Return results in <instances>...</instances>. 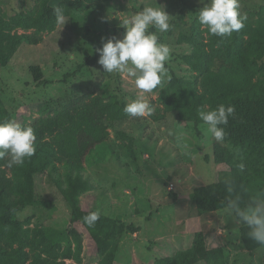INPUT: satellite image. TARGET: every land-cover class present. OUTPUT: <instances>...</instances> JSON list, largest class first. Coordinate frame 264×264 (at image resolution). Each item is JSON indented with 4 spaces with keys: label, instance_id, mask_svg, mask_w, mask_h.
Instances as JSON below:
<instances>
[{
    "label": "rangeland",
    "instance_id": "374dc122",
    "mask_svg": "<svg viewBox=\"0 0 264 264\" xmlns=\"http://www.w3.org/2000/svg\"><path fill=\"white\" fill-rule=\"evenodd\" d=\"M39 1L0 0V9L9 20L20 12H34ZM64 1L48 0V4L57 6ZM239 5L251 32L244 34L242 45L236 49L238 67L246 40H251L264 24V0H239ZM72 6L65 24L56 23L52 30L43 32L40 43L22 42L9 53L7 65L0 66V99L21 124L30 123L46 107L56 108L85 93L98 98L100 108L106 102L120 101L112 103L121 108L124 119L112 125V139L86 155L82 176L89 189L78 195L84 210L138 226L135 233L123 231L112 237L110 244L116 245L112 264H169L163 259L175 262L179 252L198 244L209 253L215 252L224 264H264V245L251 249L245 246L242 228L249 232L246 226L229 218L224 208L200 212L189 202L195 188L210 189L218 181L240 186L238 194L245 198L264 192L263 178L253 182L261 185L260 189L245 181L263 165L260 162L264 156L225 140L216 142L207 133V125L195 123L188 114L181 118L167 112L153 121L150 115L130 117L123 111L126 104L142 95L152 108L151 114L157 113L161 101H170V90H165L170 81L178 78L183 83L191 82L210 58L211 70L228 67L226 54L235 57L233 45H227L230 36H212L201 27L197 20L203 7L200 0H88L84 4L75 1ZM147 6L164 8L170 15L167 32L159 33L154 28L149 31L156 32L171 53L161 85L142 94L135 87L134 77L104 72L97 63L96 49L102 47V37L122 38V22ZM33 30L17 27L10 33L30 34ZM249 67L251 72L254 70L252 81L264 87V56ZM70 117L75 128L98 121V113L87 104ZM108 118L112 119L109 113L104 116ZM216 148L223 150V159L215 158ZM241 162L245 165L243 171L237 167ZM67 173L66 167L58 165L52 174L44 171L35 175L33 198L36 203L52 205L20 211L17 219L24 227L63 230L70 226V209L57 184H64ZM75 228L82 235L81 264L98 262L101 255L95 231L83 221L75 223ZM252 243L257 244L254 240ZM65 248L63 241L59 253ZM58 260L77 264L73 254ZM196 264L207 263L201 259Z\"/></svg>",
    "mask_w": 264,
    "mask_h": 264
},
{
    "label": "trees",
    "instance_id": "16d2710c",
    "mask_svg": "<svg viewBox=\"0 0 264 264\" xmlns=\"http://www.w3.org/2000/svg\"><path fill=\"white\" fill-rule=\"evenodd\" d=\"M75 1L84 4L88 0H67L57 6L49 5L48 0H40L34 12H20L9 20L4 18L0 9V66L7 65L9 53L20 43H40L42 33L52 30L57 23L54 10L60 7L67 16L73 9L72 3ZM17 27L34 28V30L30 34L14 33L12 35L11 30ZM260 27L262 29L257 30L251 40H246L239 67L236 49L239 44L242 45L244 34L251 32L245 23L241 30L233 32L229 37L230 43L227 45H233L235 57L226 54V57L230 59L228 67L213 71L210 58L209 62L206 61L199 67V77H195L191 82L183 83L178 78H173L165 89L170 90V101L168 103L161 101L162 108H157V113L150 114L151 119L159 120L164 113L168 112L175 113L181 118L188 114L190 119L198 123L201 121L198 117L199 109L206 106L211 109L220 104L234 105V115L229 117L228 124L223 126L227 133L225 141L239 148L247 147L251 152H257L258 157H263L264 87L259 82L252 81L254 70L251 72L249 67L251 62L256 65L257 61L264 56V24ZM4 49L8 52H4ZM36 76L39 77L40 73ZM112 102L120 103L119 100ZM112 102H106L100 108L98 98L85 93L71 98L56 108L46 107L30 123L23 124L34 129L36 151L31 158H26L22 166H9L8 157L0 159V264H66L58 259L60 256L68 257L71 254L77 264H81L82 235L75 228V223L84 222L83 218L93 212L84 210L78 198L80 193L89 189L88 181L82 176L83 163L91 149L110 140L111 129L114 128L112 125L124 119L121 108L116 107ZM85 104L96 110L98 121L85 127L75 128V122L70 116ZM107 113L112 119H104ZM9 119L16 120V116L4 107L0 99V121ZM223 154L220 148L215 149V158L223 159ZM261 164L263 165L255 170V175H247L246 182L252 184L258 179H264V161L260 162ZM58 165L66 167L68 171L64 184L59 181L57 184L70 209V226L63 230L24 227V223L17 219L20 211L36 205L45 207L52 205L39 201L36 203L37 200L33 198L35 175L44 171L52 174ZM260 186L253 183V187L257 189H260ZM232 187L233 193L227 191L224 181L215 182L210 189L197 187L192 191L189 202L200 212L222 209L226 200L239 195L240 186ZM239 196L242 206L251 199L243 195ZM91 227L97 235L95 241L101 258L98 262L88 264H112L116 249V245L110 244L112 237L123 231L132 233L138 231V226L134 224L125 225L116 218L102 214ZM246 232L248 231L243 227L242 238L245 246L251 249L259 245L253 244V240ZM63 241L66 242V248L59 253L58 248L60 249ZM215 255V252L209 253L198 244L179 252L175 262L169 258L163 259V262L196 264L203 259L207 264H224L222 259H218Z\"/></svg>",
    "mask_w": 264,
    "mask_h": 264
},
{
    "label": "clouds",
    "instance_id": "9594fccd",
    "mask_svg": "<svg viewBox=\"0 0 264 264\" xmlns=\"http://www.w3.org/2000/svg\"><path fill=\"white\" fill-rule=\"evenodd\" d=\"M197 20L202 28L212 36H231L244 27L246 16L240 12L239 0H200ZM57 23L65 24L67 19L62 8L55 10ZM170 15L164 8L147 6L141 12L122 22L125 33L122 38L115 36L102 37V47L96 49L99 54L97 63L107 73H127L134 77L135 87L140 93H150L161 85L167 76L166 61L170 58V47L160 42L154 28L165 33L170 28ZM124 113L130 117H144L152 113V108L138 96L125 105ZM235 113V106L220 104L215 108L198 110V117L207 125V133L216 142H224L227 135L225 125ZM35 132L31 126L23 125L16 120L0 121V159L9 158V166H22L26 158H31L36 151ZM237 167L243 171L244 163ZM227 191L233 193L231 182L226 180ZM224 212L249 229V237L258 244L264 245V192L257 193L242 206L241 198L235 195L224 205ZM100 213L93 211L86 215L84 222L93 226Z\"/></svg>",
    "mask_w": 264,
    "mask_h": 264
},
{
    "label": "crops",
    "instance_id": "0c3cea01",
    "mask_svg": "<svg viewBox=\"0 0 264 264\" xmlns=\"http://www.w3.org/2000/svg\"><path fill=\"white\" fill-rule=\"evenodd\" d=\"M117 129V128H116ZM111 139H112V135H111Z\"/></svg>",
    "mask_w": 264,
    "mask_h": 264
}]
</instances>
